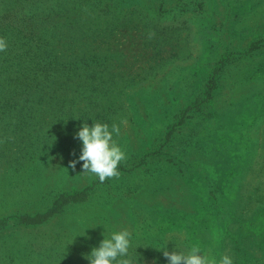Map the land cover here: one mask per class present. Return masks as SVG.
<instances>
[{
    "label": "rangeland",
    "instance_id": "obj_1",
    "mask_svg": "<svg viewBox=\"0 0 264 264\" xmlns=\"http://www.w3.org/2000/svg\"><path fill=\"white\" fill-rule=\"evenodd\" d=\"M0 37V264H89L102 222L136 264H264V0H0ZM93 120L103 181L70 164Z\"/></svg>",
    "mask_w": 264,
    "mask_h": 264
},
{
    "label": "clouds",
    "instance_id": "obj_2",
    "mask_svg": "<svg viewBox=\"0 0 264 264\" xmlns=\"http://www.w3.org/2000/svg\"><path fill=\"white\" fill-rule=\"evenodd\" d=\"M7 47V42L0 37V51ZM119 133L116 124L111 126L107 122L93 120L89 125L82 122L74 137L82 142L79 156L70 161L75 167L78 161H83L82 169L95 175L101 181L106 177L119 174L118 164L126 158L122 147L113 139L114 134ZM103 225V239L99 246H94L85 256L89 264H136L129 255L132 245V234L128 229L108 230L107 222L98 223ZM106 231L108 234L106 235ZM138 246V245H137ZM136 246V248H137ZM163 249V254L168 257L167 264H233V258L228 254H213L205 251L198 241H191L184 245L183 249L168 251L165 246H156Z\"/></svg>",
    "mask_w": 264,
    "mask_h": 264
},
{
    "label": "trees",
    "instance_id": "obj_3",
    "mask_svg": "<svg viewBox=\"0 0 264 264\" xmlns=\"http://www.w3.org/2000/svg\"><path fill=\"white\" fill-rule=\"evenodd\" d=\"M70 199H71L70 197L69 198L68 197H63L62 201L58 202L57 203L58 205L54 206L51 210L47 211V213L40 214V215H37L35 217H32L33 219L30 220V223L31 224H38V223L42 222L51 213H55V211H59L60 208L62 207V205L67 204Z\"/></svg>",
    "mask_w": 264,
    "mask_h": 264
}]
</instances>
